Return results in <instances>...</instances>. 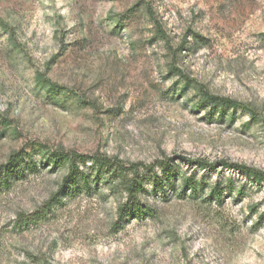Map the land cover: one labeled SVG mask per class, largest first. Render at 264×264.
<instances>
[{
  "label": "rangeland",
  "instance_id": "obj_1",
  "mask_svg": "<svg viewBox=\"0 0 264 264\" xmlns=\"http://www.w3.org/2000/svg\"><path fill=\"white\" fill-rule=\"evenodd\" d=\"M181 77L237 108L209 115ZM19 150L37 170L0 193V264H264V184L187 164L264 174V0H0V166ZM45 150L173 162L202 189L117 227L106 192L33 221L65 173Z\"/></svg>",
  "mask_w": 264,
  "mask_h": 264
},
{
  "label": "trees",
  "instance_id": "obj_2",
  "mask_svg": "<svg viewBox=\"0 0 264 264\" xmlns=\"http://www.w3.org/2000/svg\"><path fill=\"white\" fill-rule=\"evenodd\" d=\"M164 41V37L158 35ZM172 72V67L169 68ZM172 76H180L177 70L172 72ZM182 78V77H181ZM184 85L191 86L199 102L204 107L209 108V115L224 116L226 110L237 107L226 99H219L210 95L200 84L188 78H182ZM36 85L45 92L63 93L62 88H58L50 83L42 74L36 75ZM249 115L251 114L248 111ZM253 120V116L251 117ZM46 151V150H45ZM41 157L43 165L51 167L52 171L64 170L58 188L52 194L47 203L39 210H36L30 220L35 221L38 217H45L54 205H60L62 199L70 200L76 197H93L106 192L107 196L117 200V220L115 226H120L123 222L137 219L143 216H151L152 210L145 204L144 199L149 196L154 198H167L168 193L176 194L177 197H185L186 191L191 192V197H198L199 190L202 189V182L195 175L187 176L178 170V166L172 162L154 163L144 166L137 163H122L99 155H86L75 152L51 151L37 154ZM185 162V160H184ZM187 163V162H186ZM188 166L196 165L198 170H215V165L222 169L235 170L240 173L245 180L254 185L264 184V174L256 172L250 168L237 164L218 162L208 165L202 161H190ZM37 170V165L33 159L27 157L24 150L12 153L5 164L0 166V193L9 189L14 181L25 177L26 171ZM223 190L219 185H214L209 190L208 197L213 200H220Z\"/></svg>",
  "mask_w": 264,
  "mask_h": 264
}]
</instances>
